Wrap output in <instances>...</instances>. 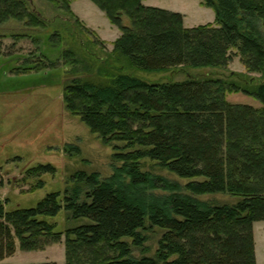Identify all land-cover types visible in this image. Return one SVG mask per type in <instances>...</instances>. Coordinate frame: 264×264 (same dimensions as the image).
Instances as JSON below:
<instances>
[{
    "label": "trees",
    "instance_id": "trees-1",
    "mask_svg": "<svg viewBox=\"0 0 264 264\" xmlns=\"http://www.w3.org/2000/svg\"><path fill=\"white\" fill-rule=\"evenodd\" d=\"M46 1L64 12L70 25L81 24L72 11V0ZM92 1L122 33L100 65L85 62L71 48L63 51L65 68L86 71L65 85L63 99L67 110L104 141L124 143L115 155L124 164L107 179L80 172L72 178L76 186L63 198L55 191L32 207L9 209L8 200L0 198V261L15 254L17 240L22 246L45 237L57 241L60 232L48 218L65 210L75 220H87L67 231L68 257L71 245L106 244L111 252L100 264H257L252 225L264 220V106L228 102L220 80L150 84L127 69L217 68L236 50L247 66L263 73L264 0H203L215 10V24L193 28L184 25L180 13L146 7L143 0ZM123 15L130 25L122 24ZM10 22L44 32L52 21L30 0H0V26ZM59 35L56 32L52 38ZM81 63L84 69L79 68ZM26 69L42 70L41 66ZM244 90L264 103L263 84ZM142 159L187 180L188 194L148 193L159 203L145 202L140 188L169 186L141 172ZM54 172V166L45 164L28 174ZM42 186L40 181L35 187ZM216 193L241 199L234 205H210L195 197ZM165 199L171 201L168 207L160 204ZM219 225L236 233L225 234L213 246L206 236ZM151 227L164 230L157 256L134 257L132 245L141 246L143 231ZM67 264H72L69 258Z\"/></svg>",
    "mask_w": 264,
    "mask_h": 264
},
{
    "label": "rangeland",
    "instance_id": "rangeland-1",
    "mask_svg": "<svg viewBox=\"0 0 264 264\" xmlns=\"http://www.w3.org/2000/svg\"><path fill=\"white\" fill-rule=\"evenodd\" d=\"M30 2L52 21L48 30H29L16 22L0 26V36H3L0 50V198L8 200L9 209L35 206L55 191L60 192L63 198L68 189L76 186L72 178L78 173H97L100 178L107 179L124 164L115 158L121 150L118 147L124 143L104 141L67 110L63 99L65 85L75 76L86 74L84 70L75 72L73 67L65 68L63 51L71 48L78 51L85 62L88 60L100 65L121 36L120 27L112 23L107 13L92 0H72V11L81 23L77 28L68 23L64 12L46 0ZM142 3L146 7L180 13L188 28L215 24V10L203 0H143ZM130 23L129 17L123 15L122 24L128 26ZM56 32L60 35L52 38ZM21 34L25 37H17ZM229 55L227 63L217 68L177 67L163 72L128 68L127 73L150 84L181 82L189 78L220 80L223 96L228 102L263 107L260 99L244 89L264 85V72L252 70L253 67L247 66L236 50L230 51ZM52 63L55 67L50 66ZM83 65L81 63L79 68L84 69ZM37 66L42 70L26 69ZM45 164L54 166L55 172L40 176L28 174L30 169ZM139 164L141 172L163 179L169 186V189L163 186L138 189L145 202L150 205L159 203L148 193L156 196L188 194L185 190L187 180L150 159H142ZM40 181L43 186L35 187ZM173 184L179 187L173 188ZM195 197L210 205H234L241 199V196L226 193ZM160 204L168 207L171 201L165 199ZM48 220L56 224L55 230L60 232L56 237L59 241L45 237L33 245L22 246L17 240L15 254L0 264H67L68 258L72 264H100L104 255L111 252L106 244L94 248L71 245L68 257L67 231L87 223V220H75L65 210ZM262 221H255L252 225L260 253L264 239L260 230L262 225H259ZM227 233L233 236L236 232L231 227L219 225L209 230L206 238L211 245L217 246ZM163 234L164 230L159 227L144 230L145 241L139 247L132 245L133 256L156 257Z\"/></svg>",
    "mask_w": 264,
    "mask_h": 264
},
{
    "label": "crops",
    "instance_id": "crops-1",
    "mask_svg": "<svg viewBox=\"0 0 264 264\" xmlns=\"http://www.w3.org/2000/svg\"><path fill=\"white\" fill-rule=\"evenodd\" d=\"M259 225H262L260 226V230L261 232H263V237H264V221H262ZM256 244H255V253H256V260H257V264H264V239H263V242H262V250H261V253H260V250L257 246V241H255Z\"/></svg>",
    "mask_w": 264,
    "mask_h": 264
}]
</instances>
